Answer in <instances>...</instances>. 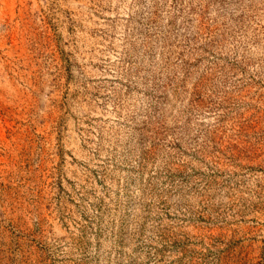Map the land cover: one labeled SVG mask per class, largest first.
Segmentation results:
<instances>
[{
  "label": "rangeland",
  "instance_id": "1",
  "mask_svg": "<svg viewBox=\"0 0 264 264\" xmlns=\"http://www.w3.org/2000/svg\"><path fill=\"white\" fill-rule=\"evenodd\" d=\"M0 264H264V0H0Z\"/></svg>",
  "mask_w": 264,
  "mask_h": 264
}]
</instances>
